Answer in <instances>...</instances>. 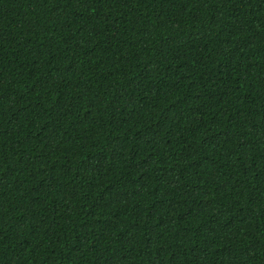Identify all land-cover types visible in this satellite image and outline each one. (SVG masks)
<instances>
[{"label": "trees", "instance_id": "trees-1", "mask_svg": "<svg viewBox=\"0 0 264 264\" xmlns=\"http://www.w3.org/2000/svg\"><path fill=\"white\" fill-rule=\"evenodd\" d=\"M0 264H264V0H0Z\"/></svg>", "mask_w": 264, "mask_h": 264}]
</instances>
